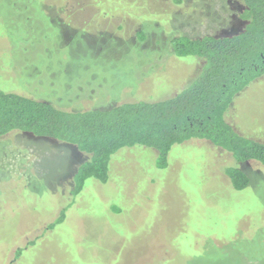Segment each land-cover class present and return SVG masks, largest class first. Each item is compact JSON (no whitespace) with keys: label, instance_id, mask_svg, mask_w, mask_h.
<instances>
[{"label":"rangeland","instance_id":"1","mask_svg":"<svg viewBox=\"0 0 264 264\" xmlns=\"http://www.w3.org/2000/svg\"><path fill=\"white\" fill-rule=\"evenodd\" d=\"M241 0H0V91L80 112L158 102L184 90L203 61L179 58L180 35L224 36ZM227 121L264 142V76L237 95ZM89 155L13 131L0 138V264H264V165L202 140L112 156L107 183L73 177ZM65 210L63 222L50 225Z\"/></svg>","mask_w":264,"mask_h":264},{"label":"trees","instance_id":"2","mask_svg":"<svg viewBox=\"0 0 264 264\" xmlns=\"http://www.w3.org/2000/svg\"><path fill=\"white\" fill-rule=\"evenodd\" d=\"M242 27L224 36L180 35L170 40L179 58L196 57L203 66L180 93L158 102L137 101L111 108L63 111L43 101L0 91V138L13 131L57 140L89 155L74 172L73 196L88 180L107 183L111 158L124 148L157 153L158 169L168 165L172 147L202 140L228 154L224 175L236 191L249 184L240 165H264V142L239 133L227 121L235 97L264 76V0H241ZM65 210L50 228L63 222Z\"/></svg>","mask_w":264,"mask_h":264}]
</instances>
